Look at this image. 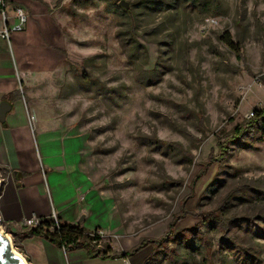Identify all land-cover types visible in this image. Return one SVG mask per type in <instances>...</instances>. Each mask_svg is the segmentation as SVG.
<instances>
[{
  "label": "rangeland",
  "instance_id": "374dc122",
  "mask_svg": "<svg viewBox=\"0 0 264 264\" xmlns=\"http://www.w3.org/2000/svg\"><path fill=\"white\" fill-rule=\"evenodd\" d=\"M7 2L8 11H25L26 25L43 15L35 21L42 43L24 66L19 94L37 132H56L88 154L90 177L117 218L104 236L100 230L104 243L131 251L159 241L184 204L191 214L172 237L218 230L208 235L204 264H264L260 123L193 183L209 155L217 157V139L264 109V0ZM225 33L241 46L242 61L220 41ZM0 229L31 264L20 236ZM229 233L248 250L244 260L224 240ZM175 245L147 244L144 263L172 264L165 247Z\"/></svg>",
  "mask_w": 264,
  "mask_h": 264
},
{
  "label": "crops",
  "instance_id": "0c3cea01",
  "mask_svg": "<svg viewBox=\"0 0 264 264\" xmlns=\"http://www.w3.org/2000/svg\"><path fill=\"white\" fill-rule=\"evenodd\" d=\"M7 13L11 26L14 12L7 9ZM41 18L42 14L36 20L31 16L32 22L23 32L11 35L9 43L0 38V103L10 106L0 122V169L6 171L0 190V221L19 235L26 229L24 219L46 221L54 211L60 224L99 229L104 236L102 231L116 225L117 218L107 193L90 177L88 154L56 132L43 128L37 132L19 94L24 66L33 61V50L42 43L35 24ZM21 241L31 264H144L147 256L140 250L123 258L88 257L85 250L65 253L40 237ZM114 245L112 241V254L129 252L121 247L123 243Z\"/></svg>",
  "mask_w": 264,
  "mask_h": 264
},
{
  "label": "trees",
  "instance_id": "16d2710c",
  "mask_svg": "<svg viewBox=\"0 0 264 264\" xmlns=\"http://www.w3.org/2000/svg\"><path fill=\"white\" fill-rule=\"evenodd\" d=\"M8 1V0H7ZM151 3L147 5L150 8ZM121 15H127L129 11H125L124 9H120ZM130 33H128L129 35ZM132 35L130 34V36ZM220 41L223 45L228 48L236 57L237 60L242 61V53H241V46L238 43H233L229 34L225 33L221 38ZM133 44L135 45L134 41ZM127 42H125L126 44ZM127 46L131 47L130 44ZM136 46V45H135ZM134 49V48H133ZM135 50V49H134ZM8 99V98H7ZM256 123H260L262 130H264V109L261 110H253V118L250 121L245 122L242 125H236L233 128L232 133L230 136H225L222 139L218 138L216 147L218 150L217 157H213L212 154L209 155L207 162L202 166L201 171L196 175L193 183H195L198 179L203 177L206 172L208 171L209 167L214 163H222L224 159L226 150L229 145L235 144L241 136L246 132V130L251 129ZM156 144L160 147H169V144L163 142H156ZM172 146V145H171ZM6 171L4 169H0V190L3 186V180ZM23 176V175H21ZM193 190H190V196L192 197ZM221 210V209H220ZM191 214L190 212L185 210V205H182L180 213L178 216L174 217L172 222L168 225L166 236L159 241H140L138 246L127 253L121 254H112L110 244H105L103 237L100 234L99 229H95L93 232L85 230L80 224L69 226V225H62L59 224L58 230H54L53 232L49 231V228L52 226V223H49L45 220L42 225L36 228H26L21 231L18 235L21 239H27L32 237H40L49 242L50 244L54 245L56 248L64 251L65 253L75 251V250H85L88 257H128L138 253L140 250L145 248L147 244H156L161 245L162 241L165 238H168L169 242L172 244H176L172 246L170 249L169 247H165V250H169L172 254V264H190V262H195L193 255L199 256L201 258V262L204 264L206 263V258L208 256V251L211 245L208 243V235L211 233H215L216 235L219 234L218 230L213 226H210L206 232V235L201 233V231H197L195 234L193 232H185L179 235V238L173 236V229L176 226V223L180 220L184 219L186 215ZM216 220L220 221V218H216ZM5 231L10 233V229L3 225ZM205 235V236H204ZM16 238V235H14ZM229 236V248L233 251L238 252V255L244 260L249 256L248 250L244 248L240 243H237L238 239L234 233H229L224 235V240ZM207 238V239H206ZM176 247L177 250L174 248ZM254 255V253L252 252ZM253 255H251L253 257ZM168 260L169 257L165 256ZM144 264H149L146 261ZM196 264V263H193Z\"/></svg>",
  "mask_w": 264,
  "mask_h": 264
},
{
  "label": "built area",
  "instance_id": "2783aa9c",
  "mask_svg": "<svg viewBox=\"0 0 264 264\" xmlns=\"http://www.w3.org/2000/svg\"><path fill=\"white\" fill-rule=\"evenodd\" d=\"M7 0H0V20H1V27H0V38L7 41L9 43L11 35L18 34L23 32L24 26L27 23V15L25 14V11L22 8H15L14 9V20L15 22L9 26V19L7 13ZM253 117V112H251L249 115H246V118ZM49 223H52V226L49 228L50 232H53L54 230H58L60 222L57 220V217L55 215V212L52 211L49 220H46ZM44 223L43 220L37 219V218H30V219H24L22 221V226L24 228H36L39 227Z\"/></svg>",
  "mask_w": 264,
  "mask_h": 264
},
{
  "label": "water",
  "instance_id": "95a60500",
  "mask_svg": "<svg viewBox=\"0 0 264 264\" xmlns=\"http://www.w3.org/2000/svg\"><path fill=\"white\" fill-rule=\"evenodd\" d=\"M119 6H121L124 10L128 9V5L125 2H120ZM10 110V106L2 102L0 103V122L5 120L6 113ZM0 224L1 221H0ZM0 264H25V262L15 255L10 247L9 240L0 233Z\"/></svg>",
  "mask_w": 264,
  "mask_h": 264
},
{
  "label": "bare ground",
  "instance_id": "6f19581e",
  "mask_svg": "<svg viewBox=\"0 0 264 264\" xmlns=\"http://www.w3.org/2000/svg\"><path fill=\"white\" fill-rule=\"evenodd\" d=\"M0 233L4 236V234L2 233V230H1V229H0ZM5 237L9 240V247H10L11 251H12L15 255H17L19 258H21V259L25 262V264H27V262L25 261V259H23V257H22L20 254H18L17 252H15V251L13 250L10 238H9L8 236H5Z\"/></svg>",
  "mask_w": 264,
  "mask_h": 264
}]
</instances>
